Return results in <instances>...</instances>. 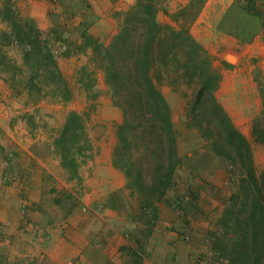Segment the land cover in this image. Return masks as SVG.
I'll use <instances>...</instances> for the list:
<instances>
[{"label": "trees", "instance_id": "16d2710c", "mask_svg": "<svg viewBox=\"0 0 264 264\" xmlns=\"http://www.w3.org/2000/svg\"><path fill=\"white\" fill-rule=\"evenodd\" d=\"M202 2L188 0L175 7L171 0H135L112 11L117 28L105 43L91 29L93 21L79 19L74 29L78 36L69 37L56 26L42 30L34 18L19 15L11 0H2L0 17L7 29L0 36V73L14 92L26 91L34 101L46 94L68 99L72 92L57 65L56 49L87 54L74 79L90 103L69 110L52 137L53 151L68 177L79 179L78 167L92 155L98 125L106 126L91 119L99 106L94 89L98 71L111 106L121 113L113 126L110 159L125 180L128 199L120 207L128 202L135 209L130 218L141 225L135 226V240L151 235L163 207L181 227L188 224L183 213L198 198L200 166L213 157L226 165L234 189L224 202L211 252L226 264H264V170L256 173L248 138L215 96L220 72L213 55L190 32ZM84 4L93 10L91 2ZM160 11L169 21L159 19ZM69 16L71 21L78 17L73 10ZM217 27L240 42L260 31L264 42V0H233ZM164 85L168 94L161 90ZM180 96L186 99L184 123L200 140L183 153L172 119L173 103ZM251 125L253 134L264 140V113ZM113 204L109 198L103 206ZM172 229L182 233L179 226Z\"/></svg>", "mask_w": 264, "mask_h": 264}, {"label": "crops", "instance_id": "0c3cea01", "mask_svg": "<svg viewBox=\"0 0 264 264\" xmlns=\"http://www.w3.org/2000/svg\"><path fill=\"white\" fill-rule=\"evenodd\" d=\"M187 1L171 0V6ZM232 1L203 0L191 26L202 24L211 34L231 39L233 47L225 51L236 59L224 60L228 64L221 60L215 94L222 96L221 104L249 142L258 145L251 123L264 113V42L260 31L240 42L217 27ZM22 16L35 18L31 12ZM6 29L0 17V36ZM57 65L72 92L68 99L46 94L34 101L26 91L14 92L0 73V175L6 178L0 184V264H69L73 259L86 264H179L182 239L172 226L182 227L168 207L161 209L151 235L135 240V226L141 225L130 218L135 209L128 202L120 207L128 199L125 180L112 167L106 142L93 141L92 155L78 167L79 179L69 178L60 166L52 137L67 112L80 109L71 103L75 93L58 59ZM109 198L114 206H103ZM194 247L187 248L188 258Z\"/></svg>", "mask_w": 264, "mask_h": 264}, {"label": "rangeland", "instance_id": "374dc122", "mask_svg": "<svg viewBox=\"0 0 264 264\" xmlns=\"http://www.w3.org/2000/svg\"><path fill=\"white\" fill-rule=\"evenodd\" d=\"M87 0H12L13 5L19 15L26 12L33 13L37 25L42 29L49 27H58L64 31V35L69 36L74 33L78 36L75 26L79 19H84L88 23L94 22L91 29L100 33L103 42L110 41L112 35L116 31L117 22L111 15L113 10H121L127 8L135 0H88L92 3L93 10L85 7ZM73 10L77 13L76 25L69 19V12ZM159 19L167 21L169 18L163 12H159ZM202 24H194L190 26L191 34L201 42V44L213 55V61L216 69L219 71L224 65L221 60L235 61V55L231 51V39L226 36H216L210 33L208 28L202 27ZM228 48V51H225ZM60 69L64 71L65 79L70 82V86L75 95L72 100V105L78 109L86 108L90 101L85 96L83 91H80L74 82V73L77 69L87 63V54L71 49L67 54H62L59 49H56ZM232 55L233 57H231ZM95 90L98 93L96 103L99 105L91 116L93 122L103 123L98 125L97 133L99 139L96 142H106L107 146L112 149L115 138L113 136V126L117 120H120L121 113L118 109L110 104V98L106 92L105 83L101 73H95ZM161 90L168 94L169 87L164 85ZM189 94V93H188ZM217 100L221 103L219 93L215 94ZM171 97V95H170ZM185 97L180 96L172 108V119L177 128L178 145L180 153L188 151L194 145H199L200 140L197 139L195 133L186 127L183 117V107ZM97 111V112H96ZM102 125V126H101ZM93 134V133H92ZM101 137V138H100ZM256 139H258L256 137ZM95 140V139H94ZM100 140V141H99ZM253 140V138H252ZM259 140V139H258ZM259 144L253 143V159L257 160L255 164L256 173L264 170V162H261V157L264 155V142L259 140ZM199 170L201 188L198 193V198L194 204L186 206V212L183 215L188 220V224L182 227L180 233L182 243L178 249L179 264H226V259H216L212 254V247L217 243V237L214 234L218 231V220L224 207V202L233 191L234 185L229 179L228 170L224 162L218 158L207 159L201 164ZM205 184V185H204ZM120 194V193H119ZM84 205V204H83ZM82 205V206H83ZM179 221V220H178ZM180 224H183L179 221ZM219 232V231H218ZM195 245L194 255L188 258V247ZM198 249L200 252H197ZM197 254V255H196Z\"/></svg>", "mask_w": 264, "mask_h": 264}, {"label": "built area", "instance_id": "2783aa9c", "mask_svg": "<svg viewBox=\"0 0 264 264\" xmlns=\"http://www.w3.org/2000/svg\"><path fill=\"white\" fill-rule=\"evenodd\" d=\"M5 176L4 175H0V184H3V182L5 181ZM25 203H22V206H24ZM83 209H86L87 206L86 205H83L82 206ZM126 236V235H125ZM96 245L99 246L100 245V242L99 241H96ZM69 264H86L85 261L83 259H73L71 260V262Z\"/></svg>", "mask_w": 264, "mask_h": 264}, {"label": "water", "instance_id": "95a60500", "mask_svg": "<svg viewBox=\"0 0 264 264\" xmlns=\"http://www.w3.org/2000/svg\"><path fill=\"white\" fill-rule=\"evenodd\" d=\"M230 56L232 57V55H230ZM227 61L232 62V60H227Z\"/></svg>", "mask_w": 264, "mask_h": 264}]
</instances>
